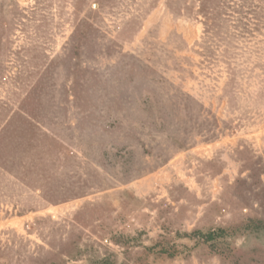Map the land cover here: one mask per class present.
I'll return each instance as SVG.
<instances>
[{
  "label": "rangeland",
  "instance_id": "rangeland-1",
  "mask_svg": "<svg viewBox=\"0 0 264 264\" xmlns=\"http://www.w3.org/2000/svg\"><path fill=\"white\" fill-rule=\"evenodd\" d=\"M2 157L0 264H264V0H0Z\"/></svg>",
  "mask_w": 264,
  "mask_h": 264
},
{
  "label": "trees",
  "instance_id": "trees-1",
  "mask_svg": "<svg viewBox=\"0 0 264 264\" xmlns=\"http://www.w3.org/2000/svg\"><path fill=\"white\" fill-rule=\"evenodd\" d=\"M205 7V5H204ZM209 21H212L213 18L209 17L208 18ZM7 167L4 164V158H0V171L3 174H6L10 172L8 171V169H6ZM18 175V174H17ZM18 178L20 179V176H18ZM1 189V188H0ZM228 235V231L225 228H217V229H210L208 231H202V230H194L192 231L190 234L189 233H184L181 236H185V237H194L197 242H202V243H209L211 246H215L216 242L220 241V239L225 238ZM158 248V250H156L154 252V255L159 257L162 255H168L170 257L174 256L176 254V252L172 251V250H168L166 248V246L164 245H157L155 246Z\"/></svg>",
  "mask_w": 264,
  "mask_h": 264
},
{
  "label": "bare ground",
  "instance_id": "bare-ground-1",
  "mask_svg": "<svg viewBox=\"0 0 264 264\" xmlns=\"http://www.w3.org/2000/svg\"><path fill=\"white\" fill-rule=\"evenodd\" d=\"M173 93V92H172ZM180 94V93H179ZM172 96V95H171ZM175 99V98H174ZM177 99H178V97H177ZM175 104V103H174Z\"/></svg>",
  "mask_w": 264,
  "mask_h": 264
}]
</instances>
